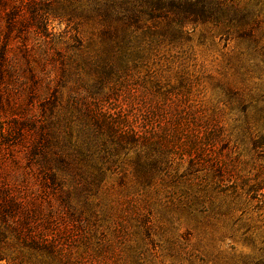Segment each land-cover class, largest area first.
<instances>
[{
    "label": "rangeland",
    "instance_id": "rangeland-1",
    "mask_svg": "<svg viewBox=\"0 0 264 264\" xmlns=\"http://www.w3.org/2000/svg\"><path fill=\"white\" fill-rule=\"evenodd\" d=\"M29 1L0 0V188H34L49 216L29 237L0 203V264L264 262V64L248 39L133 25L138 57L104 79L101 19L55 5L45 34Z\"/></svg>",
    "mask_w": 264,
    "mask_h": 264
},
{
    "label": "trees",
    "instance_id": "trees-1",
    "mask_svg": "<svg viewBox=\"0 0 264 264\" xmlns=\"http://www.w3.org/2000/svg\"><path fill=\"white\" fill-rule=\"evenodd\" d=\"M254 1L257 0H30L28 6L37 28L45 34H48L46 31L48 11L55 5L54 10L61 9L66 13L78 10H84L88 14L94 12L106 27L102 30L99 41V49L102 53L93 63L97 72L103 74L104 79H109V76L119 75L115 70L114 59L128 60L138 57L139 53H133V47L139 42L138 37L141 34H152L150 22L160 26L159 30H162V32L154 31V34L169 39L182 38L185 26L190 23L211 24L221 36L236 32L241 38L249 41L248 57L257 54L255 56L261 57L260 61L264 64V42L261 43L264 32L256 35L254 25L248 24L249 18L253 16ZM259 13L260 11H257L256 15L259 16ZM8 16L10 20L8 28L12 31L15 20L11 13ZM133 25L143 32L141 34L135 32L131 28ZM259 44H261V52L257 53ZM2 73L0 68V75ZM30 77L36 80V69L31 71ZM18 184L22 188V184ZM25 186H28V181ZM3 187L0 188V193L4 197V202L0 201L2 221L8 227H13L14 231L24 232L30 237L33 228L36 226L42 228L40 222L49 216L44 209L47 207L38 201V193L34 188L27 187V191H18L7 184ZM25 192H29L27 196ZM31 200L36 202L34 206L28 203ZM36 241L40 244L37 247L39 252H51L45 237H38Z\"/></svg>",
    "mask_w": 264,
    "mask_h": 264
}]
</instances>
